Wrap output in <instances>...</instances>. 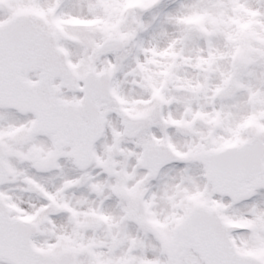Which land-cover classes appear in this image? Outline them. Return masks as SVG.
I'll return each mask as SVG.
<instances>
[{
    "label": "snow or ice",
    "instance_id": "1",
    "mask_svg": "<svg viewBox=\"0 0 264 264\" xmlns=\"http://www.w3.org/2000/svg\"><path fill=\"white\" fill-rule=\"evenodd\" d=\"M0 264H264V0H0Z\"/></svg>",
    "mask_w": 264,
    "mask_h": 264
}]
</instances>
